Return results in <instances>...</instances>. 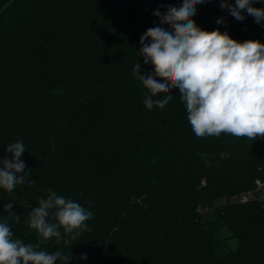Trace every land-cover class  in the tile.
Wrapping results in <instances>:
<instances>
[{
  "label": "trees",
  "instance_id": "obj_1",
  "mask_svg": "<svg viewBox=\"0 0 264 264\" xmlns=\"http://www.w3.org/2000/svg\"><path fill=\"white\" fill-rule=\"evenodd\" d=\"M181 4L0 0V159L11 142L26 149L18 174L25 184L0 189V222L8 203L20 215L19 223L7 220L14 238L37 243L27 220L52 190L93 213L90 231L72 245L56 238L41 245L71 253L69 264H264V198L215 204L258 183L264 193V138H197L178 88L153 97L173 99L149 110L147 89L133 75L137 62L141 75L153 71L137 54L141 35L169 28L153 12ZM242 15L238 21L211 0L192 19L204 30L264 43V21Z\"/></svg>",
  "mask_w": 264,
  "mask_h": 264
},
{
  "label": "clouds",
  "instance_id": "obj_2",
  "mask_svg": "<svg viewBox=\"0 0 264 264\" xmlns=\"http://www.w3.org/2000/svg\"><path fill=\"white\" fill-rule=\"evenodd\" d=\"M207 2L211 0H182L180 7L170 5L164 13L159 9L153 12L159 23L169 28L152 27L140 37L137 54L143 56L144 64L153 67L147 75H141L140 63L133 68V75L147 89L143 103L149 110L163 109L173 99L172 95L155 100L153 97L178 88L186 119L197 138L222 134L252 141L264 138V43L240 42L219 28L207 31L199 27L192 17L197 5ZM255 2L235 0L233 4L220 0V7L238 21L245 19L242 12L246 11L256 23H261L264 8L254 7ZM216 23H223V18ZM25 150L19 140L7 144L5 151L10 155L0 159V189L10 193L17 185L25 184L26 175L18 176L24 173L21 156ZM227 155L221 153L222 158ZM32 183L34 180L28 182ZM4 210L7 217L0 222V264H57V261L69 264L71 253L65 255L60 250L49 253L41 250V245L52 238L57 243L72 245L82 232L90 231L86 222L93 217L80 203L48 190L47 198L39 199L29 213L28 226L38 236L37 243L32 244L14 238L7 223V220L20 221L13 203L6 204ZM87 258V254L80 257Z\"/></svg>",
  "mask_w": 264,
  "mask_h": 264
},
{
  "label": "rangeland",
  "instance_id": "obj_3",
  "mask_svg": "<svg viewBox=\"0 0 264 264\" xmlns=\"http://www.w3.org/2000/svg\"><path fill=\"white\" fill-rule=\"evenodd\" d=\"M203 183H205V180H203ZM260 184L263 185V183H260ZM257 186H258V184H257ZM257 186L254 189L248 190L245 193L242 192L240 194H233L231 196H224L221 199H218L215 202V204H217V205H229V204H232V203H236V202L239 201L240 198H242L245 195H249L251 197L248 201H250L252 199H256V198H264V193L263 194L262 193H258ZM258 194H260L259 197H258ZM241 203H245V202H241ZM205 211H207V209H205ZM202 216H203V214H202ZM228 233H229L228 230H224L222 232V237H225ZM224 245H226V246H228L230 248H235L236 247V243H234L232 241H228Z\"/></svg>",
  "mask_w": 264,
  "mask_h": 264
},
{
  "label": "built area",
  "instance_id": "obj_4",
  "mask_svg": "<svg viewBox=\"0 0 264 264\" xmlns=\"http://www.w3.org/2000/svg\"><path fill=\"white\" fill-rule=\"evenodd\" d=\"M260 183H258V186H257V190H259L262 186L261 184L259 185ZM251 197L249 195H245L243 196L242 198L239 199L238 202H248V200L250 199Z\"/></svg>",
  "mask_w": 264,
  "mask_h": 264
},
{
  "label": "water",
  "instance_id": "obj_5",
  "mask_svg": "<svg viewBox=\"0 0 264 264\" xmlns=\"http://www.w3.org/2000/svg\"><path fill=\"white\" fill-rule=\"evenodd\" d=\"M211 215H212V214H211V211H209V210H207V211H205V212L203 213V217H204V218H209Z\"/></svg>",
  "mask_w": 264,
  "mask_h": 264
}]
</instances>
